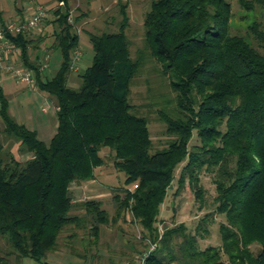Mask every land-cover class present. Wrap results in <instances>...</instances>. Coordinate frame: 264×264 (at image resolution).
<instances>
[{"label":"trees","instance_id":"obj_1","mask_svg":"<svg viewBox=\"0 0 264 264\" xmlns=\"http://www.w3.org/2000/svg\"><path fill=\"white\" fill-rule=\"evenodd\" d=\"M54 2V19L46 18V26L56 27L53 41L43 46L62 52L56 75L45 77L42 65L32 61L35 35H9L21 49L24 66L34 72L37 88L57 99L59 125L52 142L44 143L36 131L10 116L0 90L4 134L33 154L25 163L14 157L8 162L0 137V237L12 248L0 255V264H11L8 255L40 262L59 250L67 226L86 228L87 218L70 216L72 184L95 179V169L106 165L104 149L110 150L116 170L126 175V187L114 197L115 217L100 201L81 204L95 221L86 254L98 247L102 226L125 221L131 212L145 236L158 243L149 264H165L166 256L171 264H264V25L253 21L250 26L257 48L232 33L229 0H154L144 21V47L132 58L127 5H122L117 32L89 33L93 63L81 87L72 89L68 75L80 34L70 21L72 0ZM242 3L248 10H264V0ZM6 23L0 11L2 28ZM39 37L46 38V32ZM148 59L163 80L169 78L174 94L157 111L169 137L162 148H155L149 117L131 100L133 81ZM195 133L199 144L191 146ZM184 162L181 182L190 180L202 204L201 175H214L216 211L226 217L219 247H199L208 215L195 232L184 223L159 232L162 206ZM135 184L138 188L132 189ZM256 243L261 245L257 254L252 248Z\"/></svg>","mask_w":264,"mask_h":264},{"label":"rangeland","instance_id":"obj_2","mask_svg":"<svg viewBox=\"0 0 264 264\" xmlns=\"http://www.w3.org/2000/svg\"><path fill=\"white\" fill-rule=\"evenodd\" d=\"M153 1L72 0L70 21L80 34V39L78 50L73 57L72 72L68 75L70 88L79 89L81 87L82 76L93 63L95 53L89 33L117 32L123 18L122 5H127L129 16L126 32L131 44V56L132 58L138 56L145 44L144 21L146 14L151 10ZM229 1L233 8L232 33L244 36L259 48L249 30L253 21L264 25V10L260 7L248 10L242 0ZM37 5L48 8L47 18L54 19L53 11L58 7L54 0H0V11L3 12L7 23L20 22L28 17ZM46 24L47 22L44 20L39 29L31 32L32 35H35L33 36L35 41L30 52L32 61L36 60L42 67L47 66L42 70L43 75L52 77L60 70L63 56L60 50L52 51L43 46L51 44L53 41L51 35L56 28L55 26H46ZM43 30L46 32V38L39 37ZM14 62L19 68L27 69L20 57L14 59ZM156 69L154 61L148 59L138 77L133 81L131 100L133 104L140 106V113L149 117V127L155 148H162L167 145L169 137L166 134L167 126L159 119L157 111L163 108L167 100L172 101L174 94L168 88L169 78L163 80ZM0 90L8 102L10 116L28 129L36 131L41 141L50 144L59 125L57 99L41 91L36 85L32 87L26 81L1 70ZM1 107L0 99V110ZM44 107L46 110L43 109ZM167 109L172 111L174 105H169ZM3 129L4 124L0 116V137L5 146L4 159L9 162L14 157L21 163L31 159L33 154L27 152L16 137L5 135ZM196 144H199V138L195 133L190 145ZM102 155L105 157L106 165L95 169V179L72 184L71 196L75 206L71 210L70 216L87 218L89 222L86 223V228H76L75 225L67 226L60 236L59 250L49 254L40 262L30 257L17 259L16 255H8L11 264H109L106 257L116 261L113 264L122 262L134 264L137 257L148 249L149 241L154 242L149 236H145L142 226L135 221L132 213L128 212L127 220H119L115 225L102 226L98 247H92L86 254L85 246H90L88 243L92 238L89 231L95 221L92 216H88L87 209L81 204L85 201H100L102 208L106 209L110 218L115 217L117 203L114 197L119 192L123 193V188L126 187V175L118 172L114 167L110 150L104 149ZM185 164L186 162L178 166L175 180L168 190L167 198L161 209L160 222L158 223L159 232L162 235L166 229L181 223H184L190 232H195L198 224L208 215L204 220L206 231H203L199 237V247L201 249L219 247L221 245L220 225L226 222V217L216 211L217 189L214 175L206 172L201 175V185L204 189V203L202 204L197 201L190 180L185 178L184 183L181 182ZM131 187L134 189V185ZM76 237L78 238L74 239ZM70 245L72 249L69 248ZM129 248H133V250L129 251ZM252 248L257 254L261 245L256 243ZM10 251L12 248L9 242L0 237V255H7ZM77 252L84 255L77 256ZM121 253L125 254L124 258H119ZM162 255L160 253L158 258H161ZM166 257L165 264H171L168 256ZM104 259L105 261H103Z\"/></svg>","mask_w":264,"mask_h":264},{"label":"built area","instance_id":"obj_3","mask_svg":"<svg viewBox=\"0 0 264 264\" xmlns=\"http://www.w3.org/2000/svg\"><path fill=\"white\" fill-rule=\"evenodd\" d=\"M49 9L43 5H37L33 12L25 17L20 22L6 23V26L2 28L0 25V70L12 74L18 79L26 81L30 86L36 85L35 75L32 70L25 68H19L14 59L20 57L21 49L14 44L9 35L17 36L20 34L31 33L43 24V21L48 17ZM47 66L42 67V70ZM46 110V107L43 108ZM138 188V185H134V189ZM149 247L142 255L138 256L134 264H149V258L151 254L157 249L158 243L149 241ZM123 264H131L130 262Z\"/></svg>","mask_w":264,"mask_h":264},{"label":"crops","instance_id":"obj_4","mask_svg":"<svg viewBox=\"0 0 264 264\" xmlns=\"http://www.w3.org/2000/svg\"><path fill=\"white\" fill-rule=\"evenodd\" d=\"M133 246V245H132ZM131 246V247H132ZM125 249V251H126V248H124ZM123 249V250H124ZM128 250V249H127ZM131 250H133V248H129V251H131ZM125 257V254L124 253H121L120 254V257L119 258H124ZM107 258V262H110L109 264H113L114 262H116V261H112L110 258L108 259V257H106ZM119 260H121V259H119ZM103 261H105V259L103 260ZM124 262H122V263H119V264H123Z\"/></svg>","mask_w":264,"mask_h":264}]
</instances>
